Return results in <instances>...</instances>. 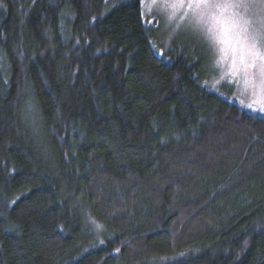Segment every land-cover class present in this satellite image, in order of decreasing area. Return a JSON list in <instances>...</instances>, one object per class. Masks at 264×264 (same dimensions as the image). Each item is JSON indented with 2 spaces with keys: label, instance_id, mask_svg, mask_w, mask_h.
<instances>
[{
  "label": "trees",
  "instance_id": "trees-1",
  "mask_svg": "<svg viewBox=\"0 0 264 264\" xmlns=\"http://www.w3.org/2000/svg\"><path fill=\"white\" fill-rule=\"evenodd\" d=\"M140 2L0 0V264H264V120Z\"/></svg>",
  "mask_w": 264,
  "mask_h": 264
},
{
  "label": "snow or ice",
  "instance_id": "snow-or-ice-1",
  "mask_svg": "<svg viewBox=\"0 0 264 264\" xmlns=\"http://www.w3.org/2000/svg\"><path fill=\"white\" fill-rule=\"evenodd\" d=\"M159 6L188 10L193 29L235 72L243 73L245 90L251 88L254 97L250 103L241 101L249 110L245 115L264 120V0H161Z\"/></svg>",
  "mask_w": 264,
  "mask_h": 264
},
{
  "label": "rangeland",
  "instance_id": "rangeland-1",
  "mask_svg": "<svg viewBox=\"0 0 264 264\" xmlns=\"http://www.w3.org/2000/svg\"><path fill=\"white\" fill-rule=\"evenodd\" d=\"M126 1V0H125ZM142 18L147 27L155 31L154 47L156 53L162 56V51L168 46L184 43L192 48L197 58L201 59L205 67L203 87L226 102L237 106L245 112L249 110L241 107L244 103L253 102L251 88L246 89L243 73H237L231 67L230 61L223 59L221 54L210 47L208 41L191 25L186 15L187 9L180 7H160L161 0H141ZM156 46H161L157 47ZM219 61V63H217ZM258 107V105H255ZM257 117L259 113L254 114Z\"/></svg>",
  "mask_w": 264,
  "mask_h": 264
}]
</instances>
